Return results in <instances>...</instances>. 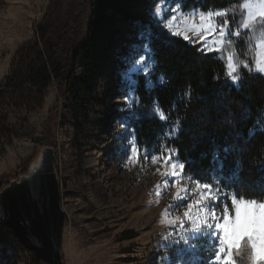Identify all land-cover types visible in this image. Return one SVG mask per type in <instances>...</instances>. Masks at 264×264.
Returning <instances> with one entry per match:
<instances>
[{
	"label": "rangeland",
	"instance_id": "obj_1",
	"mask_svg": "<svg viewBox=\"0 0 264 264\" xmlns=\"http://www.w3.org/2000/svg\"><path fill=\"white\" fill-rule=\"evenodd\" d=\"M47 3L0 0V176L6 177V184L18 178L40 155L41 147L48 146L41 142L44 123L58 104L61 117L55 126L54 146L49 147L55 150L65 213L63 264H207L211 249L200 227L203 213L194 208L185 217L186 203L174 200L177 186L172 177L164 175L172 171L171 166L159 160L154 163L152 156L161 151L138 146L130 126L138 105L136 76L144 74L149 79L153 67L147 46L150 30L142 27L152 24L164 30L162 20L174 30L186 31L198 43L203 32L196 34L188 28L192 22L200 24L193 13L198 8L184 9L176 0H141L128 5L129 19L112 15L91 36L87 53L80 58L79 107L71 109L72 102H63L52 84L44 90L39 107L30 108L33 98L25 91L11 94L1 88L18 50L35 38ZM243 6L244 22L250 14L259 18L264 10L261 0H244ZM173 14L175 21L169 19ZM254 48L256 66L264 63V32H256ZM219 52L231 71L229 57L234 58V50L230 37ZM104 136H108L107 144ZM170 153L173 163L181 164L172 150L163 151L164 156ZM93 156L94 166L86 168L85 161ZM178 184L196 187L184 171ZM209 184L216 187L214 182ZM188 246L198 251L188 252ZM0 264L45 263L0 224Z\"/></svg>",
	"mask_w": 264,
	"mask_h": 264
},
{
	"label": "trees",
	"instance_id": "obj_2",
	"mask_svg": "<svg viewBox=\"0 0 264 264\" xmlns=\"http://www.w3.org/2000/svg\"><path fill=\"white\" fill-rule=\"evenodd\" d=\"M139 1L48 0L35 38L18 50L1 91H25L33 98L29 107L37 108L44 90L55 84L59 98L78 108L82 79L77 66L91 36L114 14L129 19L127 6ZM176 1L184 9L227 10L231 29L240 30L238 38L230 37L239 82L231 81L222 52L205 56L166 31L144 25L142 29L150 30L147 46L153 67L151 83L144 74L136 76L138 105L130 126L138 146L172 150L195 181L218 179L221 189L264 199V73L256 71L254 48L256 32H264V18L242 30L244 0ZM60 117L56 104L44 123L42 144L54 146ZM4 184L6 177L0 176V189Z\"/></svg>",
	"mask_w": 264,
	"mask_h": 264
},
{
	"label": "snow or ice",
	"instance_id": "obj_3",
	"mask_svg": "<svg viewBox=\"0 0 264 264\" xmlns=\"http://www.w3.org/2000/svg\"><path fill=\"white\" fill-rule=\"evenodd\" d=\"M261 3L264 4V0H261ZM155 11L157 19L161 20L160 10L156 9ZM193 13L199 16L200 24L192 22L188 28L194 30L196 34L203 32V35H200L199 46L187 35L186 31L174 30L171 25L162 20L160 27L168 33L169 37H175L190 46L197 47V51L205 56L210 53H218L229 37L238 38L240 36L239 29L229 31L232 28V22L227 18V10L213 11L210 9L204 12L203 9H196L193 10ZM259 16L264 18V10L260 11ZM169 19L175 21V14ZM221 20L222 23H220ZM254 20L256 17L250 14L248 20L240 27L248 30L251 27L250 21ZM229 60L231 71L228 72V75L233 83L238 84L239 76L233 73L238 72L239 66L234 64L233 57H229ZM242 66L248 67L247 63ZM249 70L252 69L249 68ZM256 71L264 73V63H258ZM161 82H163V78H161ZM178 128L179 122L173 129V133L178 131ZM152 160L154 163L159 160L163 164L171 166L172 171L166 172L164 175L172 177L173 185L177 186L174 200L186 203L185 217H190L194 208L198 214L203 213L200 227L203 230V235L208 239L211 249L207 264H264V199H248L238 196L235 192L221 191L218 179H214L215 188L213 184L201 181H195V188L180 186L178 181L183 175L186 165L173 163L171 153L164 156L163 146L161 153L153 155ZM177 167L180 169L179 172L176 170ZM184 243L187 245L188 241L185 240ZM186 251L195 253L198 249L196 246H188Z\"/></svg>",
	"mask_w": 264,
	"mask_h": 264
},
{
	"label": "water",
	"instance_id": "obj_4",
	"mask_svg": "<svg viewBox=\"0 0 264 264\" xmlns=\"http://www.w3.org/2000/svg\"><path fill=\"white\" fill-rule=\"evenodd\" d=\"M54 163L55 150L43 146L27 171L0 189V224L45 264H63L65 213Z\"/></svg>",
	"mask_w": 264,
	"mask_h": 264
},
{
	"label": "bare ground",
	"instance_id": "obj_5",
	"mask_svg": "<svg viewBox=\"0 0 264 264\" xmlns=\"http://www.w3.org/2000/svg\"><path fill=\"white\" fill-rule=\"evenodd\" d=\"M118 100V99H117ZM103 138V140H104V142H105V144H107L108 143V136H104V137H102ZM105 144L103 145V146H105ZM102 146V145H101ZM102 146V147H103ZM88 150V149H87ZM98 152V151H97ZM94 152H92V154H93ZM88 165L86 166V168H91V167H93L94 166V163H95V158H94V156L93 157H91V158H89V159H87L86 161H85Z\"/></svg>",
	"mask_w": 264,
	"mask_h": 264
}]
</instances>
